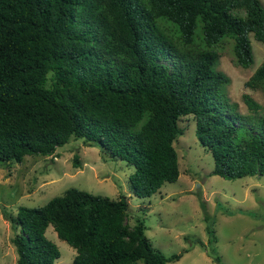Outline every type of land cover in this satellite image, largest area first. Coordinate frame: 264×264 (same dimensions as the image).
Listing matches in <instances>:
<instances>
[{"label": "trees", "instance_id": "1", "mask_svg": "<svg viewBox=\"0 0 264 264\" xmlns=\"http://www.w3.org/2000/svg\"><path fill=\"white\" fill-rule=\"evenodd\" d=\"M251 34L264 43L261 0H0V162L81 138L132 164L129 187L148 197L177 179L173 141L192 114L212 173L264 174V109L245 92L249 111H238L216 66L226 38L236 64L250 66ZM244 84L264 90V59ZM127 205L124 195L77 186L19 205L9 217L19 229L16 264L54 263L49 224L76 249L67 264H167L182 255L155 247L143 219L130 225Z\"/></svg>", "mask_w": 264, "mask_h": 264}, {"label": "rangeland", "instance_id": "2", "mask_svg": "<svg viewBox=\"0 0 264 264\" xmlns=\"http://www.w3.org/2000/svg\"><path fill=\"white\" fill-rule=\"evenodd\" d=\"M250 37L254 60L248 67L236 64L231 40L216 47L220 52L216 66L230 77L226 98L242 113L249 111L245 92L264 109V90L244 84L264 59V43ZM178 124L182 132L173 144L179 175L148 197L135 195L129 187L132 164L81 138L72 137L53 154H26L21 161L0 162V264L17 262L12 239L19 229L9 217L16 215L18 206L41 205L70 186L115 199L124 195L130 225L143 219L155 247L166 255L182 252L167 264H264V174L225 178L212 173L213 155L199 141L193 115H183ZM206 226L215 235L210 242ZM45 234L60 250L53 264L71 262L76 249L58 237L52 224Z\"/></svg>", "mask_w": 264, "mask_h": 264}]
</instances>
